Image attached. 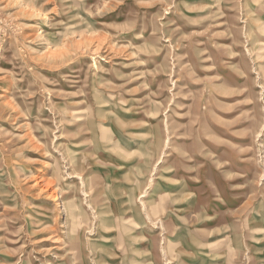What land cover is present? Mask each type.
Here are the masks:
<instances>
[{"label":"rangeland","instance_id":"obj_1","mask_svg":"<svg viewBox=\"0 0 264 264\" xmlns=\"http://www.w3.org/2000/svg\"><path fill=\"white\" fill-rule=\"evenodd\" d=\"M0 264H264V0H0Z\"/></svg>","mask_w":264,"mask_h":264}]
</instances>
